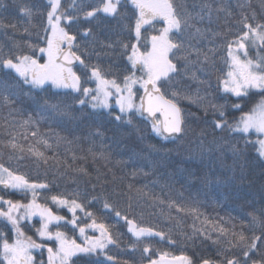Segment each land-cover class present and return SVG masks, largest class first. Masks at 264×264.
Instances as JSON below:
<instances>
[{
    "label": "snow or ice",
    "instance_id": "1",
    "mask_svg": "<svg viewBox=\"0 0 264 264\" xmlns=\"http://www.w3.org/2000/svg\"><path fill=\"white\" fill-rule=\"evenodd\" d=\"M10 8L24 23L0 21L20 34L0 44V141L8 153L0 158V264H264V0H15ZM257 96L245 111L239 101ZM181 100L211 114L196 136L198 171L152 159L160 150L145 143L188 137ZM62 147L70 158L60 159ZM90 157L105 162L94 178L75 165ZM23 161L37 166L35 176L20 170ZM256 167L260 206L253 199L239 225L200 211L201 194L238 195ZM69 172L71 190L58 182ZM149 176L154 186L164 181L162 193L180 183L197 195H149L137 187ZM17 193L27 202L10 198ZM173 211L193 218L184 242L203 251L153 247V240L180 243L161 226L178 223ZM33 217L40 227L27 235ZM121 221L130 239L123 255H113L109 246L125 234ZM69 225L80 242L59 230Z\"/></svg>",
    "mask_w": 264,
    "mask_h": 264
},
{
    "label": "trees",
    "instance_id": "2",
    "mask_svg": "<svg viewBox=\"0 0 264 264\" xmlns=\"http://www.w3.org/2000/svg\"><path fill=\"white\" fill-rule=\"evenodd\" d=\"M254 4H259V0H252ZM15 3V0H0V21H3L4 23H7L8 20H12L14 23L23 24L24 21L17 18L12 12L10 6ZM233 3H235V0H233ZM160 25L158 24L157 27ZM10 39H20V34H17L16 36H12L11 30H6L2 27H0V44H3L5 41ZM214 82V81H213ZM196 85L195 83L190 84V90L195 93L196 91ZM236 98L233 97V100ZM259 100V97H255L253 101L246 102V100L239 101L242 106L245 107V111L250 109L254 106V104ZM180 106L186 111V113H189V121H190V128L192 131L189 132L188 137L183 140L179 141L177 143H172L168 141H164L160 138H152L150 140H146L145 143H151L155 144L156 147L160 150L159 156H153L152 159L160 160L161 157L166 156L167 161L173 164L178 169H184V168H191L193 171H198L200 167V159L198 150L196 148V136L199 134L200 129L204 127H209L208 124L205 123V120L210 121L211 120V114L207 117L204 116L202 110H200L196 104L190 103L187 100H181L179 102ZM240 113L236 112V117L238 118ZM0 123H3L2 119H0ZM43 130H47L44 128ZM195 133V134H194ZM255 134L252 135V139H255ZM209 140L211 137L208 138ZM178 145L183 146V148L187 149L191 147V154L187 151H178ZM207 150V149H205ZM61 156L60 159L63 160L65 157L71 156V153H65L64 148L62 147L61 150ZM253 155H255V152H253ZM0 158H2L4 161L8 160V153L7 150L3 148V143L0 141ZM119 158V157H117ZM23 164L27 165V167H22L21 171H29L32 176L36 175V168L37 166L32 161H23ZM233 161L231 159L226 160L227 165H232ZM75 165H78L80 167H87L89 171L92 172V176L94 178L95 172L93 171L95 168H100L101 171L105 170V162L103 161H93L91 157L87 160H77L75 162ZM13 167H15V163L13 162ZM58 167V165H57ZM40 172L43 173L44 168L43 166H40L39 168ZM206 170V169H205ZM116 175L119 177L122 173L119 171V169H115ZM168 171L171 172L172 168L164 169L161 168L160 172ZM56 173V167H53L51 169L49 179L52 178V176ZM73 176V173L69 172V176L64 179H59L58 182L61 184L62 188L67 187L69 190H71L74 185L71 183V177ZM88 178L85 177L83 180H81V187H84V183ZM140 179V183L137 184V187L144 188V191L147 192L149 195L154 194L155 197H158L160 199H164L165 197L175 199L181 195H183L184 198H188L189 194L191 196L196 197L197 195V188H188L187 186L181 187L180 183H175L174 190L169 191L168 189H165V191L161 192V187L164 184V181L161 180L158 184L155 186L153 185L152 181L155 179V177L149 176L144 178H138ZM252 183L249 185L247 181L243 185H241L238 189V195H232L231 197L225 198L224 196H217L215 193H212L211 195L205 197L203 194L199 196V199L201 201L202 207L200 208V211L203 212L205 215L210 217H227L228 215H231L235 218V221L237 225L240 224L244 214L250 210L249 205L252 202L253 199H255L257 203V207L260 206V187H261V169L256 167L252 174L248 178ZM147 185L145 188L144 186ZM199 187V186H198ZM203 191H210V190H202ZM221 191H223L221 189ZM10 198L14 200H22V194L17 193L14 196H11ZM22 202H27L23 201ZM49 206L52 207L54 213H58L60 215H64L68 218H70L71 214L67 212L66 209L63 208H56V206L51 205L49 203ZM159 211V209H157ZM172 215L176 217L177 224H173L170 221H167L166 219L162 223V227L165 228L167 231L168 229H171L173 231V234L176 236L178 241L180 243L177 246H171L168 245L165 242L157 243L156 240L152 241L153 247L156 249H162L164 251H170L175 255H180L181 251H185L186 254L191 255L194 251H203V248L200 247H193L191 242H184V233H191L192 225L194 223L193 218L191 216H185L181 214V216H177L175 211L172 212ZM182 217V218H181ZM149 218L146 215V220ZM110 223L116 224V219L112 217L109 220ZM151 223H156L155 219H151ZM28 223V228L25 229L27 235H33L35 228L40 227L39 220H34L33 222H26ZM122 221L120 224H117V228L121 233H125L122 236V243L120 246H109L111 249V254H121L123 255V249L128 244L130 236L126 234V228L121 227ZM196 226L199 227L200 223L199 221H196ZM247 222L245 221V224ZM35 225V227H33ZM63 225V223H61ZM53 231L56 230V225H53L50 227ZM61 231H65L70 237L76 238L78 241L80 240L79 232L78 230L73 231L71 230V226L63 227L61 226ZM34 239L38 240V237L33 236ZM158 239V238H157ZM199 241H196V245L199 246ZM206 247V246H205ZM211 251V250H210ZM34 255H37L35 252ZM46 257V252H45ZM140 254L136 253V259L139 260ZM103 259V258H102ZM105 264H107V261H105ZM143 264H146V261L143 262Z\"/></svg>",
    "mask_w": 264,
    "mask_h": 264
},
{
    "label": "rangeland",
    "instance_id": "3",
    "mask_svg": "<svg viewBox=\"0 0 264 264\" xmlns=\"http://www.w3.org/2000/svg\"><path fill=\"white\" fill-rule=\"evenodd\" d=\"M34 220H39V217H33V219H32L31 222H33ZM31 222H30V223H31ZM61 223H63V222H61ZM53 225H55V224H53ZM53 225H50V227L53 226ZM88 234H89V235H92L93 233L88 232ZM96 235H98V233H96ZM80 240H81V238H80ZM78 242H80V241H78ZM33 254H35V252H34Z\"/></svg>",
    "mask_w": 264,
    "mask_h": 264
},
{
    "label": "water",
    "instance_id": "4",
    "mask_svg": "<svg viewBox=\"0 0 264 264\" xmlns=\"http://www.w3.org/2000/svg\"><path fill=\"white\" fill-rule=\"evenodd\" d=\"M162 118V117H161Z\"/></svg>",
    "mask_w": 264,
    "mask_h": 264
}]
</instances>
